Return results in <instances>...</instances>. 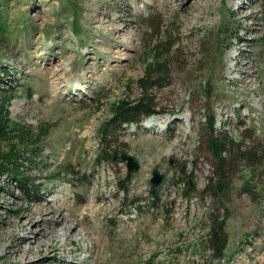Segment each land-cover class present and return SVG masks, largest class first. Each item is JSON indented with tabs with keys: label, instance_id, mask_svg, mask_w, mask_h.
Returning a JSON list of instances; mask_svg holds the SVG:
<instances>
[{
	"label": "rangeland",
	"instance_id": "1",
	"mask_svg": "<svg viewBox=\"0 0 264 264\" xmlns=\"http://www.w3.org/2000/svg\"><path fill=\"white\" fill-rule=\"evenodd\" d=\"M0 17L10 115L50 124L30 169L39 192L0 186V264H264V0H0ZM163 42L156 114L115 125L111 105L138 96ZM211 132L232 142L221 165ZM46 203L63 204L78 237L29 242L60 228L28 223ZM213 222L220 259L205 244Z\"/></svg>",
	"mask_w": 264,
	"mask_h": 264
},
{
	"label": "trees",
	"instance_id": "2",
	"mask_svg": "<svg viewBox=\"0 0 264 264\" xmlns=\"http://www.w3.org/2000/svg\"><path fill=\"white\" fill-rule=\"evenodd\" d=\"M74 30L78 31L75 27ZM168 64L166 43L163 42V53H156L145 62L143 74L136 81L138 96L132 101L120 100L111 105L112 122L115 125L120 127L123 125L139 126L144 118L156 114V104L152 96L154 91L166 80L167 74H169ZM14 97L12 87L0 88V186H6L13 182L20 193L26 195V198H30L39 192L37 190L39 185L35 183L30 169L41 163L42 144L44 138L49 134L50 124L33 127L24 122L14 121L10 115V106ZM209 123L213 132L214 121L210 120ZM212 132L207 139V147L212 157L221 165L224 154L227 152L226 148L232 142L223 136L218 138ZM222 176L223 173L218 172L219 178L213 188L215 193L222 186ZM223 229L222 222H213L205 240L214 259L224 257L227 236Z\"/></svg>",
	"mask_w": 264,
	"mask_h": 264
},
{
	"label": "bare ground",
	"instance_id": "3",
	"mask_svg": "<svg viewBox=\"0 0 264 264\" xmlns=\"http://www.w3.org/2000/svg\"><path fill=\"white\" fill-rule=\"evenodd\" d=\"M33 214H34V216L27 219L28 223L32 222V221L40 222V223H43L46 221H51L54 225H57L60 228L55 229L54 227H52L50 229H44L42 227V230H40L37 233L38 235L32 236V240H29L30 243L31 242L37 243L39 241L37 239L41 240V238L44 235H46L47 233H52V236H53V233L57 234L58 230L63 231V234L61 236H64L65 239H69L73 235V230H75V229H76L75 233H77L76 237H78V235H79V230L77 229L76 225L72 223L71 217L67 213L64 212L63 204L55 206L54 203H50V204L46 203V207L41 206V205L38 207H35ZM47 215H49V218H47ZM32 234H34V231L30 230L28 237L31 236ZM57 235H59V233ZM28 237H26V238H28ZM51 239H52L51 236H46L45 239L43 238V241L45 240V241L49 242ZM81 239H82V237L78 238V240H81Z\"/></svg>",
	"mask_w": 264,
	"mask_h": 264
},
{
	"label": "water",
	"instance_id": "4",
	"mask_svg": "<svg viewBox=\"0 0 264 264\" xmlns=\"http://www.w3.org/2000/svg\"><path fill=\"white\" fill-rule=\"evenodd\" d=\"M121 159L125 160L127 163V171H136L139 168L137 162L129 155H122ZM163 179V174H160L158 170H153L151 173L150 183L152 186L156 187L160 184Z\"/></svg>",
	"mask_w": 264,
	"mask_h": 264
}]
</instances>
